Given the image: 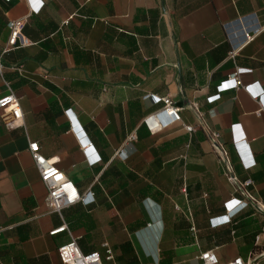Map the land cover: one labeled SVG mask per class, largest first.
Segmentation results:
<instances>
[{
  "label": "crops",
  "instance_id": "obj_1",
  "mask_svg": "<svg viewBox=\"0 0 264 264\" xmlns=\"http://www.w3.org/2000/svg\"><path fill=\"white\" fill-rule=\"evenodd\" d=\"M35 4L0 0V97L15 94L23 114L19 124L0 112V264H63L57 248L71 238L102 264L105 243L116 264H200L212 248L222 262L264 253V211L244 192L264 205V0ZM15 18L26 46L8 45ZM254 25L230 57L238 26ZM234 70L241 86L220 91ZM154 96L169 97L180 120L150 131L143 118L162 105ZM235 124L252 166L238 155ZM30 141L92 202L50 210ZM232 175L251 183L239 189ZM231 198L248 204L230 214Z\"/></svg>",
  "mask_w": 264,
  "mask_h": 264
},
{
  "label": "built area",
  "instance_id": "obj_2",
  "mask_svg": "<svg viewBox=\"0 0 264 264\" xmlns=\"http://www.w3.org/2000/svg\"><path fill=\"white\" fill-rule=\"evenodd\" d=\"M42 3L43 0H37V5H34L35 10L39 9ZM235 23L239 24L240 22L238 21ZM23 25L24 22L20 18L11 19L8 22V45L26 46L31 43L30 40L25 37L22 32ZM225 27L228 31L231 29L229 24H225ZM238 28L241 34L242 41L233 42L232 49L229 53L230 57H234L236 50L241 46V44L247 42L248 40H251L260 29L258 25H254L251 27L243 26V28H240L238 26ZM3 68L4 66L0 56V74L3 71ZM17 69L18 71H21V67ZM240 86L241 80L238 75V70H234L228 78L223 80L218 85V89L222 91L226 89L238 88ZM243 87L253 92L252 84H248ZM255 94L257 95L259 93L257 92ZM145 97H148V95H146ZM217 97L218 94L212 96L211 99H215ZM152 101L154 103H162V105L158 110L148 114L143 118L144 124L150 131L160 130L167 126L169 123L180 120L179 108L173 105L172 100L169 97L154 96L152 98ZM0 112L8 116V121H13L19 124L21 123L23 114L19 99L12 92H9L8 94L0 97ZM162 116H165L167 119L162 120ZM185 128L188 131H191L193 129L192 126H185ZM232 129L234 144L240 159L246 167L252 166L254 164V161L250 156V153L248 152L245 138H243V132L240 130V128H238L236 124ZM215 135L217 136V134H214L213 136ZM134 138L135 136L131 134L128 137L125 145L128 146V144H130L129 142ZM28 150L33 159L34 166L38 171L40 180L45 184L47 188L46 202L50 210L60 212L63 208L76 202H84L85 204L92 202L93 194H91L90 192L85 194L80 193L73 182L64 174V172H62L56 166V163L52 159L47 158L41 154L40 146L37 141H30L28 144ZM123 152L124 149L116 151L118 155L122 154ZM126 156L127 154H125V157ZM230 179L239 189L243 188L244 186H248L251 183L250 179L240 181L235 175H232ZM244 192L247 198L252 203H254L259 210L264 211V205H261L248 192ZM247 204V201L240 198H231L229 201L225 202V205L229 209L230 214H232L233 212H239L240 210L245 208ZM65 229L66 225L64 224L58 228L51 230L49 233L55 234L64 231ZM191 230H195L193 225L191 226ZM104 247L105 250L103 258L106 261L110 262V264H116L110 246L105 243ZM57 253L63 264H102V256L98 252H81L74 238H71L68 242L58 246ZM262 256H264V253H262L261 251L258 254L251 255L247 258L235 256L226 262H222L219 259L216 248H212L201 251L197 257L200 261V264H264V260L259 259Z\"/></svg>",
  "mask_w": 264,
  "mask_h": 264
}]
</instances>
